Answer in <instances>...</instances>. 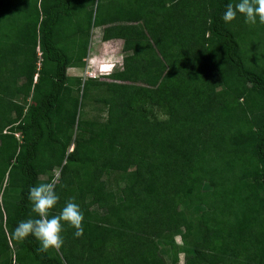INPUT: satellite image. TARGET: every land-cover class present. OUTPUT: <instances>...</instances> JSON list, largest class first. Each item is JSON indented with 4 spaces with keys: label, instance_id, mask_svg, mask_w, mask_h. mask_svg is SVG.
<instances>
[{
    "label": "trees",
    "instance_id": "trees-1",
    "mask_svg": "<svg viewBox=\"0 0 264 264\" xmlns=\"http://www.w3.org/2000/svg\"><path fill=\"white\" fill-rule=\"evenodd\" d=\"M238 2L0 0V264H264V25L224 23ZM94 28L121 41L109 82L66 74ZM55 169L50 216L72 199L84 231L38 253L10 233Z\"/></svg>",
    "mask_w": 264,
    "mask_h": 264
},
{
    "label": "clouds",
    "instance_id": "clouds-1",
    "mask_svg": "<svg viewBox=\"0 0 264 264\" xmlns=\"http://www.w3.org/2000/svg\"><path fill=\"white\" fill-rule=\"evenodd\" d=\"M238 15L243 17L245 24L249 26L264 25V0H239L235 5L229 3L221 19L224 23H231ZM28 200L37 218L19 222L10 233L12 239L23 242L32 236L39 241L37 252L47 253L49 250L60 252L64 243L61 233L65 225L74 229L75 238L82 237L84 216L79 205L72 199L58 215L50 216L51 210L59 201L55 181L31 187Z\"/></svg>",
    "mask_w": 264,
    "mask_h": 264
},
{
    "label": "rangeland",
    "instance_id": "rangeland-1",
    "mask_svg": "<svg viewBox=\"0 0 264 264\" xmlns=\"http://www.w3.org/2000/svg\"><path fill=\"white\" fill-rule=\"evenodd\" d=\"M79 1H87V0H79ZM93 1H100L99 7L104 9L106 7L105 1L109 0H93ZM114 1V0H112ZM259 24L253 26V28L258 27ZM69 26L64 25L61 31L65 30L66 32L69 31ZM101 29L102 28H94L90 30V37L89 42L87 45V53L84 58L83 65L81 67L76 68H67L66 74L71 77H79L81 80L87 78H94L99 81L109 82L110 80L107 79V75L113 71H117L121 69L122 64V57L124 54L121 52V41L115 40L104 44L101 41ZM65 32V33H66ZM255 36L252 37V39ZM83 118L90 119L94 121H103L105 118V110H103L102 106L97 103H87L83 109ZM146 111L148 112V117L151 119L149 113L157 120H162L165 118L163 114L160 113L155 107H146ZM72 145L69 146L68 150H71ZM133 168H129L127 171L131 172ZM54 180L58 178V169L54 170ZM105 182V188L107 191H110L115 196L116 201H119L120 198V191L127 190V186L119 181V174L118 172L111 173L109 175H105L101 178ZM92 211H97L98 213H103V211L98 210L96 207L92 208ZM175 242L180 245V235L177 234L174 237ZM163 259L165 260V264H169V259L161 254ZM183 255L179 254L178 256V264H183ZM193 264H199L194 262ZM201 264V263H200Z\"/></svg>",
    "mask_w": 264,
    "mask_h": 264
},
{
    "label": "crops",
    "instance_id": "crops-1",
    "mask_svg": "<svg viewBox=\"0 0 264 264\" xmlns=\"http://www.w3.org/2000/svg\"><path fill=\"white\" fill-rule=\"evenodd\" d=\"M112 41H115V40H109V41H106V42H103L104 44H107L109 42H112ZM72 68H75V67H72ZM77 69V68H76Z\"/></svg>",
    "mask_w": 264,
    "mask_h": 264
},
{
    "label": "built area",
    "instance_id": "built-area-1",
    "mask_svg": "<svg viewBox=\"0 0 264 264\" xmlns=\"http://www.w3.org/2000/svg\"><path fill=\"white\" fill-rule=\"evenodd\" d=\"M15 137H17V135L15 134Z\"/></svg>",
    "mask_w": 264,
    "mask_h": 264
}]
</instances>
